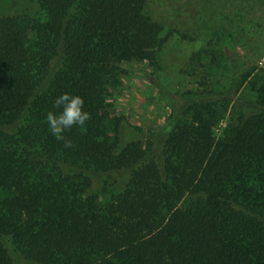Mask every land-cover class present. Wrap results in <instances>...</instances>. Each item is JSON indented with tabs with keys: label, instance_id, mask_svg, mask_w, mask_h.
Wrapping results in <instances>:
<instances>
[{
	"label": "trees",
	"instance_id": "trees-1",
	"mask_svg": "<svg viewBox=\"0 0 264 264\" xmlns=\"http://www.w3.org/2000/svg\"><path fill=\"white\" fill-rule=\"evenodd\" d=\"M148 1L0 0V264H264V70L252 99L167 92L154 131L107 104L167 42ZM65 92L90 113L70 146L45 120Z\"/></svg>",
	"mask_w": 264,
	"mask_h": 264
},
{
	"label": "rangeland",
	"instance_id": "rangeland-1",
	"mask_svg": "<svg viewBox=\"0 0 264 264\" xmlns=\"http://www.w3.org/2000/svg\"><path fill=\"white\" fill-rule=\"evenodd\" d=\"M25 8L17 3L13 11ZM146 10L163 25L167 42L156 65H122L119 82L106 88L114 116L154 131L169 116L167 92L226 89L233 76L242 93L254 98L250 79L264 70V0H149ZM235 106L228 107L226 117ZM224 125L222 120L219 127Z\"/></svg>",
	"mask_w": 264,
	"mask_h": 264
},
{
	"label": "clouds",
	"instance_id": "clouds-1",
	"mask_svg": "<svg viewBox=\"0 0 264 264\" xmlns=\"http://www.w3.org/2000/svg\"><path fill=\"white\" fill-rule=\"evenodd\" d=\"M53 108L57 110L48 111L45 117L48 129L55 139L63 140L66 146H70L63 134L73 126L83 129L90 113L85 110L81 96L67 92L55 98Z\"/></svg>",
	"mask_w": 264,
	"mask_h": 264
}]
</instances>
